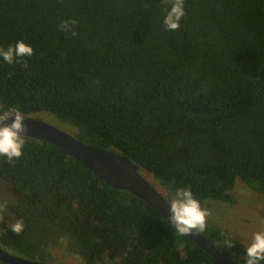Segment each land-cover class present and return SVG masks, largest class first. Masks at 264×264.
<instances>
[{
	"label": "trees",
	"instance_id": "obj_1",
	"mask_svg": "<svg viewBox=\"0 0 264 264\" xmlns=\"http://www.w3.org/2000/svg\"><path fill=\"white\" fill-rule=\"evenodd\" d=\"M171 4L0 0V47L34 49L0 57V105L127 155L171 199L190 188L202 208L235 204L239 180L264 194V0H184L175 31ZM24 141L19 159L0 156L5 213L24 225H3L5 245L32 255L62 236L87 264H221L64 148ZM201 233L246 263L248 244L209 219Z\"/></svg>",
	"mask_w": 264,
	"mask_h": 264
},
{
	"label": "water",
	"instance_id": "obj_2",
	"mask_svg": "<svg viewBox=\"0 0 264 264\" xmlns=\"http://www.w3.org/2000/svg\"><path fill=\"white\" fill-rule=\"evenodd\" d=\"M25 115L24 124L27 132L22 135L48 141L64 148L100 179L117 189L128 190L135 194L172 223V199L160 189L140 164L134 163L127 155L117 150L91 145L58 124L50 123L39 116ZM14 119L15 117H12L0 123V127L11 124ZM172 224L175 226L174 223ZM185 236L221 264H246L226 254L202 233L197 234L193 230L192 234H185ZM0 260L9 264H56L18 256L2 249H0ZM261 264H264V261Z\"/></svg>",
	"mask_w": 264,
	"mask_h": 264
},
{
	"label": "clouds",
	"instance_id": "obj_3",
	"mask_svg": "<svg viewBox=\"0 0 264 264\" xmlns=\"http://www.w3.org/2000/svg\"><path fill=\"white\" fill-rule=\"evenodd\" d=\"M185 15L184 0H172L170 9L164 19V25L169 31L178 30L180 21ZM71 23H75L72 21ZM68 22L61 25L67 29ZM73 35L76 33L73 32ZM34 49L23 40L17 41L15 45H10L7 49L0 47V57L8 64L17 62L18 59L31 57ZM15 117L11 124L0 127V156L6 157L9 162L19 159L23 155L24 137L27 129L24 124L26 115L19 109H4L0 105V123ZM171 221L175 224L176 232L185 235L192 234L193 230L197 234L206 228V221L210 213L201 207L190 188L180 189L175 198L171 201ZM23 222L17 221L10 226L12 232L20 234L23 231ZM229 246L231 242H228ZM264 261V232H256L252 242L246 248V264H261Z\"/></svg>",
	"mask_w": 264,
	"mask_h": 264
},
{
	"label": "rangeland",
	"instance_id": "obj_4",
	"mask_svg": "<svg viewBox=\"0 0 264 264\" xmlns=\"http://www.w3.org/2000/svg\"><path fill=\"white\" fill-rule=\"evenodd\" d=\"M159 187L165 191L161 185ZM233 194L236 198L235 204L225 201H207L203 208L210 213L207 219L249 245L256 232H264V194L256 192L241 180L237 182ZM11 198L8 184L1 182L0 210L6 211ZM9 218L13 217L10 215ZM62 242L63 240H61ZM63 249L65 248L63 247ZM79 261L80 259L74 260V262Z\"/></svg>",
	"mask_w": 264,
	"mask_h": 264
},
{
	"label": "flooded vegetation",
	"instance_id": "obj_5",
	"mask_svg": "<svg viewBox=\"0 0 264 264\" xmlns=\"http://www.w3.org/2000/svg\"><path fill=\"white\" fill-rule=\"evenodd\" d=\"M15 222H16V218H9L6 215V213L3 212V209H1L0 210V237H1V234L4 232V230L6 231L3 225L5 224V225L11 226L15 224ZM61 238L58 239L57 242L53 241L55 245L52 243L50 244L49 242L50 246L49 245L47 247L44 246L42 249V252L37 250V251H34L32 255L27 254L26 251L15 250L14 247L5 245L1 240H0V249L8 253L18 255V256H22V257H26L30 259H36V260L44 261V262H50V263H56V264H87L79 254L70 252L67 249L66 239L63 238L62 236ZM61 240H63L62 243H61ZM63 247L65 249H63ZM78 259H80L79 262H74V260H78Z\"/></svg>",
	"mask_w": 264,
	"mask_h": 264
}]
</instances>
